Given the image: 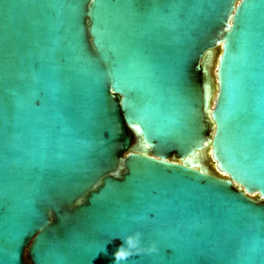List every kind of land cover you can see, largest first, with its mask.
Returning a JSON list of instances; mask_svg holds the SVG:
<instances>
[{
	"label": "water",
	"instance_id": "obj_1",
	"mask_svg": "<svg viewBox=\"0 0 264 264\" xmlns=\"http://www.w3.org/2000/svg\"><path fill=\"white\" fill-rule=\"evenodd\" d=\"M0 264H264V0H0Z\"/></svg>",
	"mask_w": 264,
	"mask_h": 264
},
{
	"label": "clouds",
	"instance_id": "obj_2",
	"mask_svg": "<svg viewBox=\"0 0 264 264\" xmlns=\"http://www.w3.org/2000/svg\"><path fill=\"white\" fill-rule=\"evenodd\" d=\"M128 243H129L130 245L134 246V242H133L132 239H129ZM126 255H127V253L124 252L123 250H121V251H119V252L117 253V259H118V260H119V259H122V258L125 257Z\"/></svg>",
	"mask_w": 264,
	"mask_h": 264
},
{
	"label": "rangeland",
	"instance_id": "obj_3",
	"mask_svg": "<svg viewBox=\"0 0 264 264\" xmlns=\"http://www.w3.org/2000/svg\"><path fill=\"white\" fill-rule=\"evenodd\" d=\"M254 197H256V196H254Z\"/></svg>",
	"mask_w": 264,
	"mask_h": 264
}]
</instances>
